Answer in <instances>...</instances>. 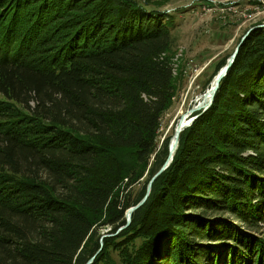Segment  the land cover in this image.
<instances>
[{
    "label": "trees",
    "instance_id": "1",
    "mask_svg": "<svg viewBox=\"0 0 264 264\" xmlns=\"http://www.w3.org/2000/svg\"><path fill=\"white\" fill-rule=\"evenodd\" d=\"M150 6L0 0V264H264V28L116 235L178 94L176 22Z\"/></svg>",
    "mask_w": 264,
    "mask_h": 264
},
{
    "label": "rangeland",
    "instance_id": "2",
    "mask_svg": "<svg viewBox=\"0 0 264 264\" xmlns=\"http://www.w3.org/2000/svg\"><path fill=\"white\" fill-rule=\"evenodd\" d=\"M138 1L143 5L149 3L153 9L160 6L158 10L170 14L176 22L175 44L170 57L178 94L162 118L160 139L163 142L172 136L173 127L191 118L193 109L203 103L204 85L214 75L219 60L230 59L247 30L264 22V4L261 0ZM153 4L158 5L152 7ZM144 179L130 190L136 194L141 191ZM108 231L105 229L103 238H108L105 237Z\"/></svg>",
    "mask_w": 264,
    "mask_h": 264
},
{
    "label": "water",
    "instance_id": "3",
    "mask_svg": "<svg viewBox=\"0 0 264 264\" xmlns=\"http://www.w3.org/2000/svg\"><path fill=\"white\" fill-rule=\"evenodd\" d=\"M261 28H264V24L262 25H257L253 28H250L246 35L243 37L241 43L237 46L236 48V51L234 52V54L230 57V59L228 60L227 64L225 67H223L218 75L213 79L212 83H211V88L205 93V95H203V99L206 98L207 102L205 101V103H203L201 106L198 105L197 107H195L193 109V111L191 112V115L195 112H198V111H201V113L199 115H196V116H193L191 117L187 122L186 124H181L177 127L175 133H174V136H173V139L175 140V144H173L171 146V148H169V154H168V158L165 162V164L162 166V168L159 170V172L152 178V180L149 182L148 186H147V193H146V196L145 198L138 204L136 205L135 207L129 209L126 213V220H127V225L124 226V227H121L117 234L118 235L120 232H122L124 229H126L132 222V215L138 211L143 205L144 203L146 202V200L148 199V197L150 196L151 194V191H152V185L154 183V181L159 177L161 176L171 165V163L173 162V159H174V156L176 154V151L178 149V146H179V137H180V134L182 132H184L186 129H188L189 127H191L206 111H208V109L212 106L213 102H214V99H215V96H216V93L219 89V86H220V82L223 78L226 77L227 73H228V70L232 67V65L234 64L235 60H236V57L239 53V49L242 45V42L247 38V36L254 30H258V29H261ZM203 101V102H204ZM112 236H115V235H108V236H105V237H112ZM95 257L89 262V264H92L93 261H94Z\"/></svg>",
    "mask_w": 264,
    "mask_h": 264
},
{
    "label": "bare ground",
    "instance_id": "4",
    "mask_svg": "<svg viewBox=\"0 0 264 264\" xmlns=\"http://www.w3.org/2000/svg\"><path fill=\"white\" fill-rule=\"evenodd\" d=\"M204 9H206V7H204ZM238 56V55H237ZM236 59H237V57H236ZM236 61V60H235ZM235 63V62H234ZM234 65V64H233ZM232 65V66H233ZM230 70V69H229ZM229 70H228V72H229ZM228 74V73H227ZM224 79V78H223ZM222 79V80H223ZM221 80V81H222ZM206 102H207V100H206V98L204 99ZM205 101L203 102V103H205ZM203 103H201L200 104V106L203 104ZM211 108V107H210ZM209 108V109H210ZM208 109V110H209ZM207 112V111H206ZM190 118H185V119H183L182 121H180L179 122V124H177L175 127H173L174 128V132H173V134H172V136H170L171 138H170V143H169V148H171V146L173 145V144H175V140L173 139V136H174V133H175V131H176V129H177V127L179 126V125H181V124H186V122L189 120Z\"/></svg>",
    "mask_w": 264,
    "mask_h": 264
},
{
    "label": "built area",
    "instance_id": "5",
    "mask_svg": "<svg viewBox=\"0 0 264 264\" xmlns=\"http://www.w3.org/2000/svg\"><path fill=\"white\" fill-rule=\"evenodd\" d=\"M260 2L264 4V0H261Z\"/></svg>",
    "mask_w": 264,
    "mask_h": 264
}]
</instances>
